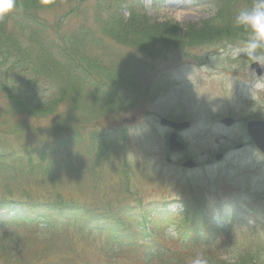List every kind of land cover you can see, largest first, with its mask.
<instances>
[{"label": "rangeland", "instance_id": "obj_1", "mask_svg": "<svg viewBox=\"0 0 264 264\" xmlns=\"http://www.w3.org/2000/svg\"><path fill=\"white\" fill-rule=\"evenodd\" d=\"M81 3L74 13H69L73 5L64 4L41 14L50 26L47 33L53 41H60L63 36L68 41L83 37L86 28L93 29L97 0ZM138 5L149 21L157 24L170 21L178 26L199 24L217 11L215 0H139ZM127 10L124 3L119 14L127 17ZM0 18L8 19L5 24L8 28L20 22L9 15ZM94 37L100 42L96 44L95 52L90 47V55L95 56L97 52L103 57L105 54L109 65L111 60L116 61L118 68L128 71L125 75H131L129 70L133 69L139 74L145 56L102 33L96 32ZM242 42L217 41L216 45H198L187 50L171 47L168 56H160L153 62L155 66L151 70L155 73L151 74L169 76L170 84L165 92L153 95L154 102L148 104L141 101L135 108L129 105L123 111L104 115L77 130L76 126L69 134L68 129L64 132L55 130V115L56 121L66 116L64 101L59 103L53 116L37 119L24 115L10 117L5 111V97L0 93V151L9 156L4 162L0 160V166L3 165L0 167V196L75 202L92 214L110 212L112 217L123 215L127 210L131 217L135 215L137 225V221L148 220L153 208L164 209L167 204V209L173 213V221L161 225L165 220L162 215L153 237L169 245L176 244V227L184 225L181 222L185 211L183 202L194 203L195 198L202 196L205 204L199 207L188 204V207L195 214L201 211L202 231L206 230L204 224L213 231L219 230L220 240L217 238L216 243L223 247L220 251L223 259L235 263L232 257L239 252L254 255L256 247L252 240L262 250L264 245L259 239L252 238L251 227L258 216L260 227L254 226L264 235V161L253 147L247 146L242 150L234 147L245 143V120L264 114V66H261L263 75L260 77L250 68L249 60L230 56L229 47ZM144 74L147 73L140 76ZM28 78L33 79L29 72L25 76V79ZM43 80L42 76H37L32 81L35 86L38 83L41 86ZM134 82L132 80L130 86ZM17 83L24 84L23 80H17ZM120 88L126 98L143 91L139 85L132 93L128 86ZM56 93L46 94L45 98L57 99ZM146 93L147 90L138 97L145 98ZM166 113L182 118L179 121L191 123L181 134L187 148L180 155L168 153L170 131L161 126L158 119L159 115L166 116ZM246 115L250 116L244 117ZM228 116L238 121L230 129L221 125V120ZM119 127L126 131L122 141L119 140ZM75 135L76 141L72 144L77 143L70 154L72 145L65 148L62 143L71 141ZM100 143L109 146V149H103ZM26 151L30 152L28 158L33 163L43 164L44 167L56 165L59 159L61 161L70 156L65 165H72V170L58 172L52 180H44L48 179L45 175L27 176L20 170L24 163L19 164L27 159ZM220 152L225 155L219 163H215L214 157ZM168 158L171 159L169 162ZM185 160H193L196 168H184L182 163ZM12 175L15 177L12 178ZM208 202H216L218 207L208 210ZM237 202H242L246 210L254 209V222L249 218L248 221H240L231 217L230 210H241V204L237 206ZM35 225L36 234L24 230L21 233L17 225L9 220L0 225V264H11L15 260L18 263L19 259L30 260L33 264H64L62 261L66 252L61 246L66 245L71 252H75L77 264L141 263V251L136 247L141 245L140 238L128 241L129 248H117V245L125 243L111 240V247L107 248L105 235L99 237L95 234L96 239L86 240L74 237L72 240L71 231L66 230L61 235L65 243H56L53 241L55 237L45 232L56 225L54 221L38 218ZM205 253L206 249L188 248L185 251L188 261L197 256L206 259ZM67 257L70 258L69 255Z\"/></svg>", "mask_w": 264, "mask_h": 264}, {"label": "trees", "instance_id": "obj_2", "mask_svg": "<svg viewBox=\"0 0 264 264\" xmlns=\"http://www.w3.org/2000/svg\"><path fill=\"white\" fill-rule=\"evenodd\" d=\"M83 1L86 0H16L17 9L9 14V17L19 19L18 25H13L11 28L5 27L8 19L0 18V93L5 97V111L11 115L10 117L24 115L35 119L44 118L56 113L59 103L64 101L66 116L56 121L57 115H55L54 121L55 130L63 132L71 128L73 123L86 125L106 114L117 112L123 106L128 107L130 100L136 99V96L133 94L126 98L121 89L117 94L118 90L115 86H128L133 89V86H129L133 76L122 75V72L127 74L128 71L124 68L118 69L111 63L109 65V60H106L107 56L104 58L97 52L95 56L90 55V47H93L92 50L95 52L96 44L100 42L94 37L96 32L121 44L136 48L147 57H156L161 48L164 51L170 45L179 44L182 48H189L198 45H216L217 41L244 39V34L233 25V17L241 8L252 3V0H218L217 11L213 17L180 29L172 22L157 24L149 21L147 15L138 8L139 5L135 4L137 0H97V14L93 29L86 28L83 37H75L68 41L63 36L60 41H53L47 33L50 26L46 20L42 19L41 14L47 10L62 7L64 4L65 6L73 5L69 13H74ZM124 3L128 9V17L119 14ZM22 36H27V38L22 39ZM27 72L33 75V79L42 76L43 84L39 86L38 83L35 86V80L25 79ZM17 80H23L24 84L20 85ZM29 80L31 81L28 83ZM55 91L58 92L56 93L57 99L45 98L46 94L53 95ZM121 101L122 103L129 102V104L123 105ZM100 146L103 147V144L100 143ZM47 153L49 154L48 149ZM29 156H31L30 152L26 151L25 162L19 163L18 159L16 160L20 165L24 163L21 166V172L23 171L22 173L27 176L45 175L52 180L58 166L48 168L43 164H35L28 158ZM6 157L9 156L0 151V160L4 162ZM58 163L59 160L56 164ZM14 177L15 175H12V178ZM194 200L196 204H205L202 197ZM26 202L31 205L29 208L23 207ZM39 205L40 202L37 200L13 201L0 198V221L9 219V215H6L7 211H14L16 216L22 217L28 214L31 216V212L35 211ZM213 207L207 206L208 210ZM41 210L42 216L56 217L59 221L65 220L72 223L73 234L75 237H82L83 240L94 238L100 230H105L107 248L111 247L109 246L111 240L124 243L135 240L136 237L132 236L139 234L127 224L116 221L111 215L92 214L75 202H57ZM198 212L201 213L200 210ZM172 214L171 212L166 214L169 222L173 221ZM230 215L240 221H246L248 218L253 220L255 217L252 209L247 212L235 209ZM195 220L196 218L193 219L191 214L183 213L181 222L184 225L182 227L193 224ZM254 224L260 227L258 216ZM155 225V223L151 224L150 228L154 229ZM255 226L251 228L252 238L259 239L264 245V235ZM182 227H178L180 231ZM213 232L214 245L212 248L210 240L205 239L210 250L207 247L194 248L198 245V239L191 245H185L176 251L164 250L161 253L157 247L148 248L143 250L141 264H192L193 260L188 261V256L185 255L188 248L206 249L205 257L208 264H264L261 262L264 260V248L261 250L262 247L253 243V240L252 244L256 247L254 255L247 256L239 252L232 257L235 263L227 262L221 257L220 251L223 247H219L220 245L216 243L220 232L217 229ZM128 246L117 245L119 248Z\"/></svg>", "mask_w": 264, "mask_h": 264}, {"label": "clouds", "instance_id": "obj_3", "mask_svg": "<svg viewBox=\"0 0 264 264\" xmlns=\"http://www.w3.org/2000/svg\"><path fill=\"white\" fill-rule=\"evenodd\" d=\"M17 9L16 0H0V17H5ZM233 25L244 34L241 44L230 46L229 54L235 59L244 57L264 66V0H252L233 17ZM192 264H208L203 256H197Z\"/></svg>", "mask_w": 264, "mask_h": 264}, {"label": "bare ground", "instance_id": "obj_4", "mask_svg": "<svg viewBox=\"0 0 264 264\" xmlns=\"http://www.w3.org/2000/svg\"><path fill=\"white\" fill-rule=\"evenodd\" d=\"M156 61V60H154ZM153 63V62H152ZM152 66H155L154 63L152 64ZM118 91H117V94H119V91H120V87L118 86H115ZM114 96L116 94H113ZM0 198H8L10 200H13V201H23L22 199L20 198H14V197H4V196H0ZM39 202H40V205L38 206V208L31 212L32 213V216L33 217H38V216H41L42 215V208H45V207H50V205H53L54 203H57V202H64V201H58L57 199L56 200H41V199H38ZM241 203L240 202H237L236 205L239 206ZM31 205L26 202L23 204V207H27L29 208ZM12 212L14 211H7V214L6 215H11ZM131 213L130 211H127L125 210L124 214L123 215H115L116 216V221L120 222L121 224H127V225H131L133 224L134 226H137L141 228H145V227H148L150 226L151 224L153 223H160L162 221V215L160 214L159 211L157 210H151L150 212V215H149V218L147 221H137L139 225H137L135 222H136V219H135V215H132V217L130 216ZM164 222L162 221L161 224H163ZM202 222H196V223H193L191 225H188V226H185L183 230H181L180 232H178V236H177V239H176V244L175 245H169L167 243H162V242H155L153 243V247L158 249L159 252L163 253L164 250H168V251H176V250H179L180 248L184 247L185 245H188V244H192L196 241V239H208L209 237H211L214 232H211V228L207 225L204 224V227L206 228V230H203L202 231V228L200 226ZM61 236V235H60ZM209 240H212V239H209ZM61 242H65L64 239H63V236H61ZM175 246V248H173ZM115 261V260H113Z\"/></svg>", "mask_w": 264, "mask_h": 264}, {"label": "flooded vegetation", "instance_id": "obj_5", "mask_svg": "<svg viewBox=\"0 0 264 264\" xmlns=\"http://www.w3.org/2000/svg\"><path fill=\"white\" fill-rule=\"evenodd\" d=\"M247 120H248V119L245 120V124H244V126H243V131L245 132V135L243 136V138L245 139V143H244V145H246V147H247V146H251V145L254 146V143L252 142L250 136L248 135V133H247V131H246V126H245V125H246V121H247ZM260 120L264 121V114L262 115V117H260ZM240 125L242 126V120H241ZM242 146H243V144H242ZM259 154H260L261 158H262L263 161H264V154H263L262 152H259ZM262 163H263V166H264V162H262Z\"/></svg>", "mask_w": 264, "mask_h": 264}, {"label": "water", "instance_id": "obj_6", "mask_svg": "<svg viewBox=\"0 0 264 264\" xmlns=\"http://www.w3.org/2000/svg\"><path fill=\"white\" fill-rule=\"evenodd\" d=\"M226 121V120H225ZM227 122H230V121H226V123ZM252 137H253V139L255 140V142L257 143V145L258 146H260L263 150H264V146L262 147L261 145H260V143H259V139H257V138H255V135L254 134H252ZM170 148H171V150H177V151H180L182 148H183V146L181 145V144H176V143H174L173 141H171V143H170ZM189 165H193V163L192 162H190V163H188Z\"/></svg>", "mask_w": 264, "mask_h": 264}]
</instances>
